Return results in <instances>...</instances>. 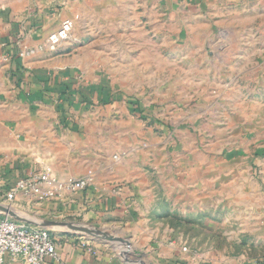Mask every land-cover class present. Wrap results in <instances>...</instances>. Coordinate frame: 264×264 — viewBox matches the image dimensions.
Returning a JSON list of instances; mask_svg holds the SVG:
<instances>
[{"label":"rangeland","instance_id":"rangeland-1","mask_svg":"<svg viewBox=\"0 0 264 264\" xmlns=\"http://www.w3.org/2000/svg\"><path fill=\"white\" fill-rule=\"evenodd\" d=\"M32 2L0 0V16L9 22L21 12L26 26ZM63 10L75 26L56 50L21 54L49 35L27 40L20 33L1 44L2 123L9 124L17 96L27 95L26 61L41 57L48 82L59 68L75 71L61 90L80 96L57 103L59 118L81 132L83 149L71 155L70 176L95 174L105 163L136 183L142 199L136 198L133 224L146 244L174 242L199 264L263 260L264 10L242 19L233 10H190L172 0H68L56 8ZM48 87L40 90L55 92ZM98 90H104L99 97L90 96ZM17 155L6 150L1 158ZM104 231L122 236V228ZM121 245L114 248L128 249L119 253L128 262L148 264L149 246Z\"/></svg>","mask_w":264,"mask_h":264},{"label":"crops","instance_id":"crops-1","mask_svg":"<svg viewBox=\"0 0 264 264\" xmlns=\"http://www.w3.org/2000/svg\"><path fill=\"white\" fill-rule=\"evenodd\" d=\"M65 1L68 0H33L28 11L31 14L26 26L21 25L23 22L21 12L15 13L9 22L8 16L2 14L0 16V46L3 43L15 41L20 33L28 34L26 39L29 40L30 36L38 38L57 30L66 16L64 10L56 12V8ZM172 2L190 10H233L242 19L247 18L248 15L256 19L258 11L264 10V0H172ZM253 24L255 23L251 25ZM29 43L30 41L26 44ZM40 58L35 57L26 61L28 70L23 78L25 85L22 86L25 87L27 95L23 93L15 99L14 105L9 109V124L5 123L8 119L4 120L3 124L0 118V203L8 204L4 202V195L1 194L3 184L11 187L18 178L37 170L36 168L40 165L51 164L55 174L60 177L73 175L75 173L72 170L74 157L71 155L81 153L83 149L80 141L81 132L76 131L73 123L69 124L62 117L59 118L58 112L60 106H64L65 99L80 96L74 90L77 85L71 88L76 93L75 95L72 92L73 97L70 94L68 96L65 93L62 94L61 90L66 84L65 80L68 79L67 83L70 84V78L72 76L75 78L76 72L71 70L68 72V68H59L60 70L56 72L52 71L54 78L48 82L43 77L46 64L39 61ZM93 81L96 82V78ZM46 84L50 86L48 89L52 90L51 87H53L55 92L40 90ZM90 84H86L85 89ZM103 91L90 92V96L99 97L98 93ZM113 105L114 103L108 102L106 107L112 109ZM250 105L252 108L256 104ZM71 106L74 108L75 103H71ZM246 109L247 105H243L240 113L243 111L246 113ZM6 150H9L11 154L25 153L26 156L18 158L17 155L4 160L1 158V153ZM96 154L95 152L92 158L95 165L97 164ZM67 168H69L68 171H63ZM94 171L95 180L92 185L67 194L64 199L33 204L24 198H19L12 204L21 215H33L56 222L49 229L57 238L58 252L64 264H133L120 256V252L124 254L129 252L122 247L116 249L123 246L121 243L104 242L99 238L95 242L87 240L89 246L95 250L94 252L82 247L81 242L85 239L81 230L82 226L103 230L112 226L116 229L122 228V236H117L129 238L133 248L138 250L149 246L148 264H199L189 256L186 257L174 242L156 240V242L148 241L146 244L141 239L142 236H139V233L143 231L142 227L133 224L139 216L135 206H137L136 198L142 199L141 188L137 189L136 183H128L127 175L119 173L117 169L109 170L105 163L97 164ZM79 175H82V172ZM120 183L126 186L123 192L117 188ZM136 191L139 194L138 197H135ZM10 264L24 263L15 261ZM252 264H264V259Z\"/></svg>","mask_w":264,"mask_h":264},{"label":"built area","instance_id":"built-area-1","mask_svg":"<svg viewBox=\"0 0 264 264\" xmlns=\"http://www.w3.org/2000/svg\"><path fill=\"white\" fill-rule=\"evenodd\" d=\"M74 20L66 18L61 26L51 32L45 43L30 48L22 56L35 54L38 50H56L71 37ZM117 158V156H116ZM95 174L89 170L81 177H58L49 166L37 169L18 178L11 187L2 185L4 202L13 204L19 198L31 202H47L64 199L67 194L83 190L94 183ZM81 246L90 252L95 250L87 240ZM184 250H187L184 247ZM21 261L24 264H64L58 252V241L49 228L17 220L0 213V264Z\"/></svg>","mask_w":264,"mask_h":264},{"label":"water","instance_id":"water-1","mask_svg":"<svg viewBox=\"0 0 264 264\" xmlns=\"http://www.w3.org/2000/svg\"><path fill=\"white\" fill-rule=\"evenodd\" d=\"M0 213L11 216L17 220L23 221L25 223L31 224V225H35V226H40V227H45V228H51L53 225L56 224L55 221H49V220H45L42 218H39L37 216H33V215H21V213H19L17 211V209L12 206L11 204H5V203H0ZM65 225L67 223H64ZM91 226H82L81 230L91 236H98V237H104L107 241L109 242H113V243H121L127 246H130L131 243L129 240H127L126 238L123 237H119V236H115L110 234L107 231L101 230L99 228H95V227H91Z\"/></svg>","mask_w":264,"mask_h":264}]
</instances>
